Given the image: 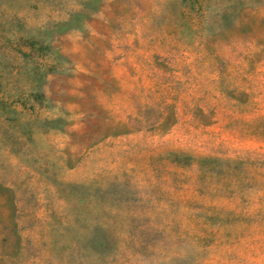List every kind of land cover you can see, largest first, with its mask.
<instances>
[{"label": "rangeland", "instance_id": "rangeland-1", "mask_svg": "<svg viewBox=\"0 0 264 264\" xmlns=\"http://www.w3.org/2000/svg\"><path fill=\"white\" fill-rule=\"evenodd\" d=\"M0 264H264V0H0Z\"/></svg>", "mask_w": 264, "mask_h": 264}]
</instances>
